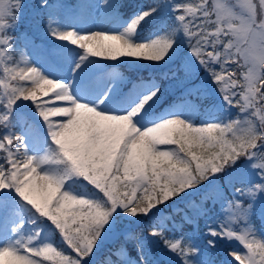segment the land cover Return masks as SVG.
I'll use <instances>...</instances> for the list:
<instances>
[{
  "label": "snow or ice",
  "instance_id": "snow-or-ice-1",
  "mask_svg": "<svg viewBox=\"0 0 264 264\" xmlns=\"http://www.w3.org/2000/svg\"><path fill=\"white\" fill-rule=\"evenodd\" d=\"M22 8L0 0V264H160L152 241L169 264H215L193 231L264 264V0H106L103 30L50 12L41 60L13 34ZM180 49L197 94L219 97L202 119L189 102L159 112L154 80L120 89L119 65Z\"/></svg>",
  "mask_w": 264,
  "mask_h": 264
},
{
  "label": "trees",
  "instance_id": "trees-1",
  "mask_svg": "<svg viewBox=\"0 0 264 264\" xmlns=\"http://www.w3.org/2000/svg\"><path fill=\"white\" fill-rule=\"evenodd\" d=\"M43 0H22L23 8L21 9L17 21V27L15 32L13 33L19 40L21 45V35L24 31L25 33H30L32 35L41 37L42 33L45 34V29L47 27L48 20V10L49 8H43L40 10V14H37L35 11L31 15H29V10L37 9L39 10L40 2ZM124 3L134 4L136 0H122ZM31 18V22L27 23L26 20ZM46 22V24H45ZM38 25L41 27V31L44 32H34V28ZM183 54V49L178 50L177 58L170 62L167 65L164 64H155L150 61H142L133 63L131 61H127L117 67L120 73L126 78V84H130L133 81L148 79L150 77H155L156 80L160 82V96L158 100V104L162 105L167 102H171L173 100H177L180 98L186 97L185 95H189L187 92L189 85L195 82H201L203 78V72L193 73L191 76H186L184 70L181 68V58ZM196 98L199 99V102L202 106L201 114L196 119H202L205 109L210 107L212 101L211 98L205 95H196ZM23 107L28 108L29 112H31V105L29 102L23 105ZM236 110L232 111V115H235ZM19 130V125L16 128V131ZM254 224L257 229H264V222L260 220L257 216L254 218ZM129 227L133 228L135 231L139 232V229L136 228L135 225H129ZM200 230H203V222L200 224ZM193 235L196 238V242L199 243L203 249L204 258L214 261L215 264H234L226 255V251L238 249L236 246L220 243L218 248L216 249H208L204 247L205 237L200 234V231H193ZM116 242V239L113 238L112 241H106L104 245L101 246V251L98 253L97 259H101L104 254L108 251L109 246ZM150 246L152 247L154 253V259L158 260L160 264H169L171 260L174 259L172 255L168 258L160 257L163 249V245L157 243L156 241H152ZM131 247V245H130ZM134 254V252H133Z\"/></svg>",
  "mask_w": 264,
  "mask_h": 264
},
{
  "label": "rangeland",
  "instance_id": "rangeland-1",
  "mask_svg": "<svg viewBox=\"0 0 264 264\" xmlns=\"http://www.w3.org/2000/svg\"><path fill=\"white\" fill-rule=\"evenodd\" d=\"M114 1L115 0H107V2L109 3L114 2ZM81 2H82V5L77 9H68L58 4L57 7L54 9L55 18L57 20H62L65 23H74L78 27L91 28L94 30H103L106 28L113 27L115 25V21L113 17L110 15L108 10H106L105 8L106 0H81ZM50 39H53V38L50 37L49 35H46L45 39H43L41 43H33L31 40H25L24 45L28 46L25 50L30 53L31 58L36 59V60H41L42 52L45 49L44 42H46V40L49 41ZM195 86L199 87L198 85H195ZM195 86L192 87V92L196 91L197 87ZM26 102L27 101H25L24 104H26ZM185 102H189L191 105L195 106L197 113H199L200 107L195 101L188 100ZM185 102H180L176 104L175 106L179 107ZM219 102L220 101L215 102V104H218ZM168 109H166L165 111H167ZM219 209H220V205L218 207V211ZM260 220L264 222V220H262L261 218ZM113 238L114 237H109L105 240V242L112 241ZM224 243L232 244L236 246V248H238V249H235L236 251H244L243 247L238 242L232 241V242H224ZM230 252L231 251H228L226 255L230 258L231 261H233V258L229 255ZM169 256L170 254H168L164 250L162 251L160 255V257H163V258H168ZM236 264H238V262H236Z\"/></svg>",
  "mask_w": 264,
  "mask_h": 264
},
{
  "label": "water",
  "instance_id": "water-1",
  "mask_svg": "<svg viewBox=\"0 0 264 264\" xmlns=\"http://www.w3.org/2000/svg\"><path fill=\"white\" fill-rule=\"evenodd\" d=\"M206 82H207V81H206ZM211 95H213V96H217L216 93H215V90H214V89L211 91Z\"/></svg>",
  "mask_w": 264,
  "mask_h": 264
}]
</instances>
